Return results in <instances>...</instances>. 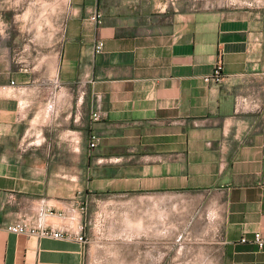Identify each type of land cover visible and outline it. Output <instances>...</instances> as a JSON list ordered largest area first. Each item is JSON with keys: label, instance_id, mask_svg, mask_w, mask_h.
<instances>
[{"label": "crops", "instance_id": "obj_1", "mask_svg": "<svg viewBox=\"0 0 264 264\" xmlns=\"http://www.w3.org/2000/svg\"><path fill=\"white\" fill-rule=\"evenodd\" d=\"M240 1L0 0V264H87L124 197L138 239L202 221L219 264H264V6Z\"/></svg>", "mask_w": 264, "mask_h": 264}, {"label": "rangeland", "instance_id": "obj_2", "mask_svg": "<svg viewBox=\"0 0 264 264\" xmlns=\"http://www.w3.org/2000/svg\"><path fill=\"white\" fill-rule=\"evenodd\" d=\"M238 4V2H237ZM244 6H264V0H243ZM111 206H103V221L89 232L87 264H219L217 244L205 235L206 226L199 221L184 227L176 243L162 238L158 232L141 234L132 231L128 221L126 197L117 198ZM191 196L184 200H195ZM190 211V209H189ZM138 229V225H135ZM99 228V229H98ZM209 232V231H208ZM161 236V237H160ZM161 238V239H160ZM178 250H176V248ZM177 251V252H176Z\"/></svg>", "mask_w": 264, "mask_h": 264}, {"label": "built area", "instance_id": "obj_3", "mask_svg": "<svg viewBox=\"0 0 264 264\" xmlns=\"http://www.w3.org/2000/svg\"><path fill=\"white\" fill-rule=\"evenodd\" d=\"M89 20L94 22L97 26L102 24V17L99 13L95 12L89 16ZM102 47V43L98 42L96 51H99L100 48ZM220 70L221 68L218 66L215 70L214 78H218L220 75ZM93 119L97 120L98 119V114L93 113ZM96 138L94 136L91 137V142H90V147L93 148L95 146ZM85 205L82 204L80 206V211L82 213L85 212ZM46 214H54L53 211L48 210ZM6 231L12 232V233H17V234H26V235H33V234H38L41 236H47V237H53V238H66L69 236L67 232H62L58 230H52L50 228H46L43 226H32L29 223H27L25 218L18 219L15 222L8 224L5 227ZM78 239L82 242H87V239L83 236H79ZM242 242H247L246 238L241 239ZM252 243H254L258 248H262L264 246V241L261 238L259 233H255L253 236V239L251 240Z\"/></svg>", "mask_w": 264, "mask_h": 264}]
</instances>
